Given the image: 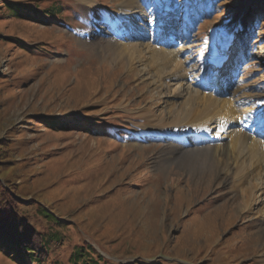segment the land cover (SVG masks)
<instances>
[{
  "label": "rangeland",
  "instance_id": "374dc122",
  "mask_svg": "<svg viewBox=\"0 0 264 264\" xmlns=\"http://www.w3.org/2000/svg\"><path fill=\"white\" fill-rule=\"evenodd\" d=\"M17 1L65 7L46 25L0 18V145L9 162L0 180L14 186L21 218L51 240L46 264H69L74 246L98 264H264V194L247 208L232 174L198 154L175 159L192 148L166 138L171 105L201 80L212 84L204 59L216 27L233 35L217 87L230 91L249 133L264 122V0ZM155 41L189 72L181 97L151 56ZM134 45L140 54L126 49ZM56 121L65 128L46 125ZM256 136L264 141V131ZM0 264L11 262L0 256Z\"/></svg>",
  "mask_w": 264,
  "mask_h": 264
},
{
  "label": "bare ground",
  "instance_id": "6f19581e",
  "mask_svg": "<svg viewBox=\"0 0 264 264\" xmlns=\"http://www.w3.org/2000/svg\"><path fill=\"white\" fill-rule=\"evenodd\" d=\"M122 12H130V10L125 7ZM126 20H129L128 15L124 18V21ZM233 27L235 30L237 21ZM158 30L156 28V34L163 35ZM224 31L227 36L232 34L230 28L227 30L225 28ZM115 47L113 52L118 53L119 46ZM126 49H129L131 55L141 53L137 45L126 46ZM149 51L152 58L159 62V73L164 74L166 80L168 79L167 86L172 88L176 96L181 97L180 83L189 79V72L182 61L177 56L171 57L163 48V44L156 41ZM259 59L264 64V46L261 48ZM238 75L239 71L236 69L232 73L231 81L239 80ZM209 77L212 84L209 80H201L197 89L190 91L188 97L184 98L185 100L178 107L171 105L172 108L169 110L171 119L169 117L170 121L167 123L171 128H168L166 138L179 140L183 147L192 148L191 151L175 149L174 151L179 153L174 156L175 159L190 158L192 154H198L196 158H205L207 164L223 174H232L233 183L230 186L232 191L237 190L246 207L252 210L254 202L260 199L256 192L258 191L261 197L264 194V141L256 136V132L264 131V122L259 121V126L254 128L256 132L249 133V119L245 114L238 115L229 97L230 91L217 87L222 81V75L217 71H210ZM160 118L162 120L163 116L161 115ZM227 125L231 129L230 134L221 136V131ZM261 207L258 212L262 214L264 205Z\"/></svg>",
  "mask_w": 264,
  "mask_h": 264
},
{
  "label": "trees",
  "instance_id": "16d2710c",
  "mask_svg": "<svg viewBox=\"0 0 264 264\" xmlns=\"http://www.w3.org/2000/svg\"><path fill=\"white\" fill-rule=\"evenodd\" d=\"M65 7L62 5H47L39 10L31 3L21 4L15 0H4L0 5V18L29 20L35 24L46 25L47 19H61ZM63 21H67L64 19ZM85 123V122H84ZM88 127L97 125L96 122L86 121ZM53 129L65 128L63 122H46ZM2 140H0V143ZM0 145V170L9 165L5 152ZM14 186L5 185L0 180V256L11 264H46L51 255V240L21 218L19 208L23 205L12 194H16ZM73 251L68 259L69 264H98L97 260L87 257L83 246L72 247ZM130 264V263H127ZM142 264V263H141Z\"/></svg>",
  "mask_w": 264,
  "mask_h": 264
}]
</instances>
